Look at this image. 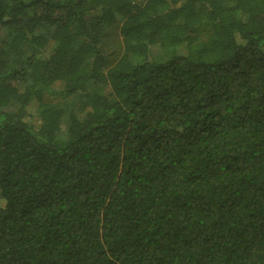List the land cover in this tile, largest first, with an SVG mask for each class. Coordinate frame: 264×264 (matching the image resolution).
<instances>
[{"label":"trees","instance_id":"trees-1","mask_svg":"<svg viewBox=\"0 0 264 264\" xmlns=\"http://www.w3.org/2000/svg\"><path fill=\"white\" fill-rule=\"evenodd\" d=\"M0 264H264V0H0Z\"/></svg>","mask_w":264,"mask_h":264},{"label":"rangeland","instance_id":"rangeland-1","mask_svg":"<svg viewBox=\"0 0 264 264\" xmlns=\"http://www.w3.org/2000/svg\"><path fill=\"white\" fill-rule=\"evenodd\" d=\"M157 51H158L157 47H154L153 48V52H154L155 55H156ZM60 88H61V85H58L57 89L60 90ZM47 99H48V97H47ZM35 123L37 124L38 122H35Z\"/></svg>","mask_w":264,"mask_h":264}]
</instances>
